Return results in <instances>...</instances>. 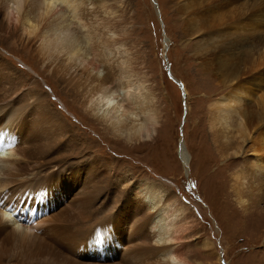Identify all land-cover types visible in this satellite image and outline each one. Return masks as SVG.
Returning a JSON list of instances; mask_svg holds the SVG:
<instances>
[{
    "label": "bare ground",
    "instance_id": "obj_1",
    "mask_svg": "<svg viewBox=\"0 0 264 264\" xmlns=\"http://www.w3.org/2000/svg\"><path fill=\"white\" fill-rule=\"evenodd\" d=\"M85 1L0 0V36L68 86L86 116L101 124L107 135L139 142L153 132L157 119L143 105L132 112L122 108L113 86L107 85L108 72L100 76L96 71L95 57L106 58L112 39L106 36V16L89 11ZM13 4L18 7L10 12ZM3 60L0 55V211L13 219L0 218V264H167L170 254L190 264L183 252L184 234L193 226L188 208L173 192H160L155 181H130L125 174L115 180L114 172L120 171L71 129L45 92L32 86L17 91L20 77L8 72L10 66ZM127 88L119 92L130 98ZM241 95L248 93L230 87L215 101L210 125L222 147L235 128L237 144L228 142L223 157L244 158L243 167L233 174L234 190L238 203L251 209L242 193L254 196L255 179L246 178V173L253 171L264 183V147L254 141L252 146H257L250 154L244 145L258 124H264V99L259 101L263 117L255 119L260 112L240 105ZM184 164L190 168L191 162ZM259 186V198H264V185ZM15 222L33 231L17 233Z\"/></svg>",
    "mask_w": 264,
    "mask_h": 264
},
{
    "label": "rangeland",
    "instance_id": "obj_2",
    "mask_svg": "<svg viewBox=\"0 0 264 264\" xmlns=\"http://www.w3.org/2000/svg\"><path fill=\"white\" fill-rule=\"evenodd\" d=\"M154 2L85 1L91 7L89 11L106 16L110 27L106 36L112 39L106 58L95 57L96 71L100 76L108 74L107 85L113 86L111 90L115 91V99H121L118 102L122 108L132 112L143 105L157 119L150 137L139 142L127 143L107 135L101 124L86 116L68 86L65 88L20 47L9 45L3 36L0 55L10 66L7 71L13 70L20 77L17 91L26 92L32 86L37 92H45L71 129L120 171L114 172L115 180L117 174H125L130 181H155L160 192H173L188 208L193 226L184 234L187 246L183 252L190 264H264V198L258 195L259 184L263 187L264 183L256 179L253 171L246 173V178L257 180L252 184L253 197H248L247 190L242 193L251 209L238 203L233 174L243 167L244 158L223 157L228 142L237 144V133L232 128L230 140L222 147L210 125L211 105L230 87L247 91V96L241 95L240 105L246 103L244 107L250 112H260L255 119L263 117L259 101L264 99V0ZM109 63H118L120 69ZM122 87H128L132 97L120 93ZM263 126L258 124L252 132L254 139L245 142L250 154L258 140L264 147ZM254 141L257 145L252 146ZM187 160L190 168L184 164Z\"/></svg>",
    "mask_w": 264,
    "mask_h": 264
},
{
    "label": "clouds",
    "instance_id": "obj_3",
    "mask_svg": "<svg viewBox=\"0 0 264 264\" xmlns=\"http://www.w3.org/2000/svg\"><path fill=\"white\" fill-rule=\"evenodd\" d=\"M18 5L13 4L9 11L11 12L13 9L17 8ZM0 218H2L4 221H11L13 217L7 212V211H0ZM13 229L17 233L21 234H30L33 231L32 227H29L25 224H22L20 222H15L13 224ZM167 264H184V262L175 254H170L168 257H166Z\"/></svg>",
    "mask_w": 264,
    "mask_h": 264
},
{
    "label": "water",
    "instance_id": "obj_4",
    "mask_svg": "<svg viewBox=\"0 0 264 264\" xmlns=\"http://www.w3.org/2000/svg\"><path fill=\"white\" fill-rule=\"evenodd\" d=\"M152 1L154 2V0H152ZM154 3H155V2H154ZM177 83L179 84L181 90L183 91V86H182L179 82H177Z\"/></svg>",
    "mask_w": 264,
    "mask_h": 264
}]
</instances>
